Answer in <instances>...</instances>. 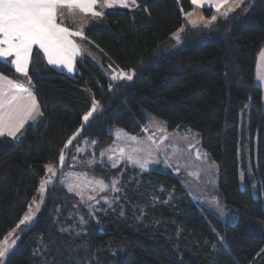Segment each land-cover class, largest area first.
<instances>
[{
	"label": "trees",
	"instance_id": "16d2710c",
	"mask_svg": "<svg viewBox=\"0 0 264 264\" xmlns=\"http://www.w3.org/2000/svg\"><path fill=\"white\" fill-rule=\"evenodd\" d=\"M191 10L190 0H139L137 8L109 11L86 29L105 62L135 70L129 86L88 60H78L70 76L49 65L38 48L27 76L0 62L1 73L30 84L42 113L40 124L21 137L0 135V243L28 210L47 165L58 166L63 152L70 159L87 138L100 153L114 141L113 127L141 134L145 114L169 130L200 135L235 221H222L195 202L171 173L102 162L93 174L120 180V205L97 213L84 232L70 231L77 225V197L57 178L5 264H264V107L256 82L264 0H245L195 26L185 19ZM93 98L102 109L85 123Z\"/></svg>",
	"mask_w": 264,
	"mask_h": 264
},
{
	"label": "rangeland",
	"instance_id": "374dc122",
	"mask_svg": "<svg viewBox=\"0 0 264 264\" xmlns=\"http://www.w3.org/2000/svg\"><path fill=\"white\" fill-rule=\"evenodd\" d=\"M102 1L105 3V0ZM236 7L237 5H231L228 8H232L233 10ZM59 11L61 10L59 9ZM230 11L226 13L228 14ZM104 12L102 16L89 14L83 17L74 15L75 17L72 16V18L67 19L73 25L69 26V29L73 27V29H70L71 31H80L83 33L82 36L71 37L78 45L81 55L74 59V70L72 72H68L63 65L51 66L73 76L78 71L77 61L88 60L96 64L110 80H120L124 86L132 85L136 74L135 70H125L105 62L99 53L90 47L89 41L85 36L86 29L89 26L94 23H101L106 14ZM174 34L176 45H178L182 42V30L180 29ZM122 74L130 75L132 79L129 80L126 75ZM88 93L91 95L90 92ZM92 103L90 110L92 115L89 116L87 121L83 119L85 123L102 109V104L98 100L93 98ZM94 104L96 105L95 111L92 110ZM250 107L251 103L247 105L248 111ZM144 117L146 124L143 127L142 133L139 135H132L122 128L113 127L111 133L114 136V141L100 153L95 151L96 140L87 138L82 140L81 144L76 147L70 159L67 153L63 152L64 161L62 163L60 161L58 166L54 164L47 165L46 175L41 182H50L45 183L43 191L40 188V182L37 194L25 213L31 214L32 220L26 221L25 224H20V221L25 216L24 214L17 225L1 241L0 247L7 248V251L3 257H0V264H5L9 253L16 247L22 233L36 222L39 211L46 198L48 187L57 178L60 184L77 197L76 211L74 214L77 225L67 228L68 230L80 234L85 231V225L93 221L92 219H95L97 213L106 212L109 209H116L120 205V198L123 193L120 187V180H105L102 177H96L92 171L93 167L102 162H106L112 167L113 164L117 167L127 162L129 168L137 169L141 173L150 170L171 173L184 185L195 202L214 213L222 221L229 223L235 221L237 213L225 205L218 191V165L209 158L203 149L200 135L192 129L176 128L169 130L166 122L158 117L150 114H145ZM81 132L82 128L75 133V136ZM132 137L135 139H131ZM78 148L83 150L77 151ZM121 149L124 152L123 158L121 157ZM102 153L103 155H101ZM128 156L140 160L141 163L147 161V166L142 168L140 164L130 162L127 159ZM89 161H92V163H89ZM67 162L69 165L61 170L63 164ZM49 166L53 169L52 172L49 171ZM95 181H102L107 187L102 188ZM112 181H116L114 187ZM69 185H72V190H69ZM241 186L244 187L243 177H241ZM18 225L19 227H17Z\"/></svg>",
	"mask_w": 264,
	"mask_h": 264
},
{
	"label": "snow or ice",
	"instance_id": "6c2138e0",
	"mask_svg": "<svg viewBox=\"0 0 264 264\" xmlns=\"http://www.w3.org/2000/svg\"><path fill=\"white\" fill-rule=\"evenodd\" d=\"M203 2L204 0H191V3L195 5H200ZM97 3L98 0H0V62L13 67L16 73L27 76L31 52L35 45L43 50L49 64L63 65L68 72H72L74 70L73 61L81 53L78 45L71 37L82 36L83 33L80 31L72 32L68 27L57 23L58 9L62 7L78 8L83 13L102 16L103 12L95 10ZM223 3H226V0H222L221 4H217V9ZM105 5L107 7L115 5L126 6L124 0H105ZM187 15L191 17L192 14L188 13ZM222 15H227V13H222ZM216 19V16L211 17V21ZM190 23L195 26L197 21L190 19ZM177 39L179 38L177 37ZM10 57L14 58L9 59ZM122 75H126L129 80L132 79L130 75ZM0 82H6V86L9 89L28 92L29 100L33 99L28 88L23 84L7 79L3 74H0ZM4 87L5 84L0 83V134H3L4 130L7 129V135L15 136L16 131L22 126L24 120L31 117L36 105L35 103H30L18 110L13 106L12 102L17 99L13 95L8 100L6 109L3 99L5 93L2 91ZM95 109L96 105L94 104L92 110L95 111ZM91 115L92 112L90 111L83 119L87 121ZM131 139L135 138L132 137ZM71 142V140L68 141L69 144ZM82 150L77 149V151ZM123 156L124 152L121 149V157L123 158ZM59 159L62 163L64 161L63 155ZM127 159L132 163L140 164L142 168L147 166V161L141 163L140 160L134 159L132 156H128ZM89 163H92V161H89ZM115 166L113 164V167ZM49 171H53L51 166H49ZM48 182L50 181L41 182L40 188L42 191L45 183ZM95 183L101 185L102 188L107 187L102 181H95ZM115 183L116 181H112L113 187ZM68 187L69 190H72V185ZM31 220L32 215L25 214L20 224H25L26 221ZM6 251L7 248L0 247V257H3Z\"/></svg>",
	"mask_w": 264,
	"mask_h": 264
},
{
	"label": "crops",
	"instance_id": "0c3cea01",
	"mask_svg": "<svg viewBox=\"0 0 264 264\" xmlns=\"http://www.w3.org/2000/svg\"><path fill=\"white\" fill-rule=\"evenodd\" d=\"M244 1L245 0H226V3H223L222 6L219 9H217L216 5L217 4H221L222 0H204V2L202 4H200V5H195V4L191 3L192 10L189 11L188 13H191L192 15H191V17H189L187 15L188 13H186L185 14V19H186V21L189 24H191L190 23V19L191 20H196L197 24H199V23H207V22L209 23V21H211V17L212 16H216V17L225 16V15H222V13H225V12H227L229 10H231L229 12V13H231L235 9L239 8L243 4ZM124 2L126 4V6L115 5L113 7H107L105 5V3H103L102 0H98V3L96 5V9L95 10L99 11V12H104V10L106 9V11L104 13H107L109 11H113V10H116V9H135V8H137L139 6V0H124ZM231 5H237V7L235 9H233V10H232V8L229 9L228 7L231 6ZM206 8L211 10L210 11V15H207L205 13V9ZM60 10L61 11H59V9H58L57 23H61L62 22L61 23L62 26L64 25L65 27H68V28H69V26H73L72 23L67 20L68 18H70V17L72 18V16H74V15H80V16L84 17V16L90 14V13H83L78 8L72 9V8H68V7H62V8H60ZM70 29H73V27H71ZM34 48H38V46H35V45L33 46V49H32V52H31V56H32ZM39 50H41V49H39ZM41 51L43 52V50H41ZM13 58L14 57H10L9 59H13ZM45 58L47 60L46 56H45ZM29 65H30V63H29ZM29 65H28V70H29ZM49 65H51V64H49ZM0 74H3V73L0 72ZM3 76L6 77L7 79H10V80L15 81V82L20 83V84H23L25 87L28 88V90L31 93L32 98H33L32 100H29L28 92H20V91H18L16 89H9L6 86V82H0V83H4L5 84V87L2 89V91L5 93L3 99L5 101L6 109H7V102L13 95H15L17 97V99L14 100L12 103H13V106L15 108H17L18 110L22 109L23 106H25L27 104H30V103H35V105H36V109H35V111H33L31 117L26 119V120H24L22 126H20L19 130L16 131L15 136H10V137H13V138H19V137L22 136L24 130L28 126H37L38 124H40L41 118H42V115H41L42 113L40 111V108H39L37 99L35 97V94H34L32 88H31V86H30V84L28 82H22V81L10 78V77H8V76H6L4 74H3ZM256 82L263 89V107H264V48L261 50V52H260V54L258 56V59H257ZM0 135H7V129H5L4 133L0 134ZM7 136H9V135H7Z\"/></svg>",
	"mask_w": 264,
	"mask_h": 264
}]
</instances>
